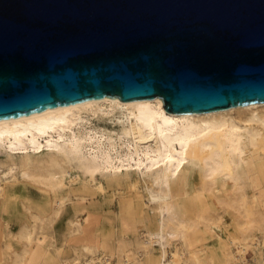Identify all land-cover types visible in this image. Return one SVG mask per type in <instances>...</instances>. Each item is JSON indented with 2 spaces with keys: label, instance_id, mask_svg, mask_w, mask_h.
I'll return each instance as SVG.
<instances>
[{
  "label": "bare ground",
  "instance_id": "obj_1",
  "mask_svg": "<svg viewBox=\"0 0 264 264\" xmlns=\"http://www.w3.org/2000/svg\"><path fill=\"white\" fill-rule=\"evenodd\" d=\"M97 114L110 115L119 129L88 125ZM97 174L105 183H95ZM80 175L99 193L105 185L128 187V208L140 206L141 215L148 213L139 204L144 192L156 222L140 216L136 239L111 247L90 230L94 219L74 216L73 259L57 248L54 263L45 236L66 205L63 190ZM131 175L142 180L141 192ZM18 179L51 200L46 209L25 204L28 216L11 234L17 248L4 243L9 264H202L199 239L215 230L223 238L206 264H264V105L176 116L159 100H102L0 121V203Z\"/></svg>",
  "mask_w": 264,
  "mask_h": 264
},
{
  "label": "water",
  "instance_id": "obj_2",
  "mask_svg": "<svg viewBox=\"0 0 264 264\" xmlns=\"http://www.w3.org/2000/svg\"><path fill=\"white\" fill-rule=\"evenodd\" d=\"M102 100L264 105V0H0V121Z\"/></svg>",
  "mask_w": 264,
  "mask_h": 264
},
{
  "label": "rangeland",
  "instance_id": "obj_3",
  "mask_svg": "<svg viewBox=\"0 0 264 264\" xmlns=\"http://www.w3.org/2000/svg\"><path fill=\"white\" fill-rule=\"evenodd\" d=\"M98 115H101L102 117H99ZM89 119L90 122L88 125L90 126L101 125L104 127H110L115 132L120 127L118 122L111 121L112 117L110 115L97 114ZM122 171H120V174L118 173V177L123 183L124 177L121 176ZM129 179L132 181L138 180L140 182L139 190L141 192V185L143 186L142 180L136 175H131ZM105 180L106 179L99 174L95 176V183H105ZM87 182L88 177L80 175L77 177L75 183L63 190L62 196L67 198L66 205L63 208L59 219L54 223L52 228L53 231L50 230L45 236L46 240L44 239L45 246L46 243L47 246H52L49 250L53 256L54 263L56 262L54 249L57 248H62L63 250L64 247L63 258L65 260L70 261L73 259L74 255L72 249L75 248L73 244L68 241L70 239L69 223L74 216H76L81 223H84L86 219H91V221L94 219V221H90L91 224L89 223L90 230L95 234V237L101 236L102 239L104 238L105 241L109 242L111 247H113L115 241L117 240L127 238L129 241H133L136 239L138 234L141 232L139 220L140 216L144 217L147 215L149 223L156 222L155 213L148 209L145 205L147 204V197L144 192H141L139 204L143 206V212L148 213L141 215L139 213L140 206L137 207L135 204L133 208H130V210L128 208V198L130 197L128 187L124 188V186H122L119 191H117L115 188L106 187L105 185V192L99 193L94 186L95 184L93 185ZM50 200L51 199L47 193L42 192L33 184L21 179H18L16 182L10 183L6 186L3 200L0 203V264H9L10 255L7 248L4 250L6 247L4 243L12 245V248H17L16 240L12 235H15L22 222L26 220L28 216L24 207L25 204L36 209H46ZM134 202L136 203V201ZM230 221L231 219L228 217L226 226L231 225ZM5 226L8 228L10 235H7L6 232H4ZM52 237L53 239H51ZM219 238H223V234L221 232H217V230L211 233L202 234V238L199 239L200 243L197 247V250L201 253V259L203 260L202 264H206L204 256L207 252L214 250L217 253V241ZM156 245L157 244H155V248L157 249ZM156 249L151 252L153 259L158 256ZM111 262L112 264H115L114 259H112Z\"/></svg>",
  "mask_w": 264,
  "mask_h": 264
}]
</instances>
